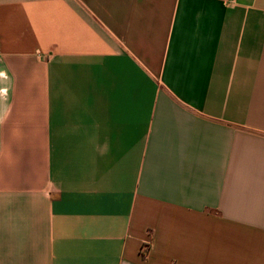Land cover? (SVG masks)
<instances>
[{"label": "crops", "instance_id": "1", "mask_svg": "<svg viewBox=\"0 0 264 264\" xmlns=\"http://www.w3.org/2000/svg\"><path fill=\"white\" fill-rule=\"evenodd\" d=\"M0 264H264V0H0Z\"/></svg>", "mask_w": 264, "mask_h": 264}]
</instances>
